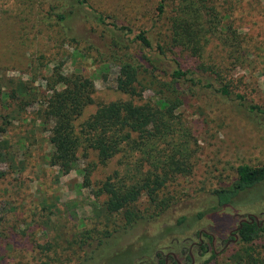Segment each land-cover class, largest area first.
Masks as SVG:
<instances>
[{
	"label": "rangeland",
	"instance_id": "1",
	"mask_svg": "<svg viewBox=\"0 0 264 264\" xmlns=\"http://www.w3.org/2000/svg\"><path fill=\"white\" fill-rule=\"evenodd\" d=\"M50 1L0 0V264H58L44 258L46 252L42 247L55 245V240L60 239L55 251L47 254L52 258L67 255L62 238L72 229L81 230L82 223H87L88 228L96 225L97 229H104V219L101 218V224L97 212L101 207L99 202L107 198L105 195L97 198L95 191L114 171H122L119 158L101 165L96 152L83 149L78 151L77 168L67 175L48 164V136L36 111L43 96L49 93L47 78L52 68H61L65 75H79L94 83L93 102L74 122L76 128L95 113L99 104L117 100H129L135 105L157 102L151 90L140 97L117 91L118 68L102 66L82 44L78 47L65 44L54 18L45 12ZM87 2L96 12L110 17L108 21L135 33L144 31L154 48L162 47L165 54L160 57L157 74H169L174 61L182 67L200 66L201 59L172 44L170 0L165 1L162 15L157 11L161 0ZM222 2L224 7H234L230 20L244 38V62L222 63L218 65L220 70L213 69L217 71L214 74L235 93L243 94L248 103L264 108V0ZM227 23L224 21L222 25L226 27ZM94 26L101 34L103 29ZM207 49L218 53L214 44L209 43ZM133 51L141 57L154 53L139 47ZM23 86L28 87L26 93ZM180 86L183 103L176 113L181 115V122L196 142L189 160L190 173L175 177L159 193L160 198L171 201L169 211L162 217L167 226L139 224L113 251L130 249L133 244L140 248L142 237L157 238L163 228L174 226L163 239L156 241L162 256L169 255L166 264H175L171 253L177 255L181 264H234L236 255L247 249H255L264 259V236L249 244L238 240L224 246L229 231L247 213L254 212L259 219L264 218V182L239 193L235 203L227 207H218L213 193L231 185L238 166L264 165V117L245 112L237 101L225 99L210 89ZM86 177L91 186H85ZM147 208V197L142 196L138 209L144 214ZM200 213L202 216L198 217ZM182 218H185L183 224L177 226ZM6 228L16 233L12 240L9 231H3ZM201 230L216 237L215 248L212 249L208 238L203 250L192 248L190 262L183 250L189 253L190 245L198 242L196 232ZM75 262L73 259L65 264ZM126 263V258L121 257L106 264Z\"/></svg>",
	"mask_w": 264,
	"mask_h": 264
},
{
	"label": "trees",
	"instance_id": "2",
	"mask_svg": "<svg viewBox=\"0 0 264 264\" xmlns=\"http://www.w3.org/2000/svg\"><path fill=\"white\" fill-rule=\"evenodd\" d=\"M165 1L161 0L157 6L161 15L165 12ZM170 3L172 44L197 56L201 64L190 68L174 61V69L169 74H157L155 71L160 57H164L165 53L160 45L153 47L144 31L135 33L126 26L108 21L110 17L93 10L87 0L48 2L45 12L54 18L65 44L76 47L82 44L84 50L94 53L102 66L119 69L117 91L130 97H140L151 90L157 96L155 104L135 105L129 100L99 104L95 113L76 128L74 122L93 102L94 83L79 75H65L61 68H52L47 78L49 93L43 96L42 105L36 111L48 136V164L57 167L62 175H67L77 168L78 151L83 149L85 152H96L101 165L119 158L118 166L122 171H114L95 191L97 198L103 195L107 198L99 202L101 207L97 212L101 224V218L104 219V229L99 230L96 225L88 228L87 223L81 224V230L75 227V231L72 229L68 236L62 238L66 245L63 250L69 252L67 255L52 258L47 254L55 251L60 239L55 240V245L42 247L46 252L44 258L49 262L65 264L75 259V264H106L123 257L126 264L165 263L156 241L163 239L174 226L163 228L157 238L142 237L140 248L139 245L135 248L133 244L134 247L116 253L113 249L120 241L126 240L127 234L139 224L167 226L162 217L169 211L171 201L160 198L159 193L175 177L190 173L189 160L196 142L181 122V115L176 113L183 103L180 85L193 90L210 89L225 99L237 101L245 112L264 117L263 107L248 103L243 94L235 93L228 84L220 81L219 75L214 74L217 71L213 69L220 70L218 65L222 63L244 62V38L230 20L234 7H224L222 0H170ZM224 21H228L226 27L222 25ZM94 25L103 29L101 34L97 33ZM209 43L214 44L217 55L207 49ZM136 47L154 53L141 57L133 51ZM27 88L23 86L24 93ZM1 92L0 89V95ZM2 131L5 132V129ZM84 179L85 186H91L90 180L87 177ZM262 182L264 165L238 166L231 185L213 192L217 206L233 205L239 193ZM142 196L147 197L148 204L144 214L138 209ZM184 220L180 219L177 226ZM3 231H9V240L16 236L8 228ZM198 233L195 236L198 237ZM261 236H264V228L260 230L256 224H244L239 231V240L244 244L252 243ZM183 252L191 262L189 253L186 254L185 249ZM235 259L237 263L234 264H264L261 253L255 249L243 250Z\"/></svg>",
	"mask_w": 264,
	"mask_h": 264
},
{
	"label": "flooded vegetation",
	"instance_id": "3",
	"mask_svg": "<svg viewBox=\"0 0 264 264\" xmlns=\"http://www.w3.org/2000/svg\"><path fill=\"white\" fill-rule=\"evenodd\" d=\"M264 214V213H263ZM244 224H256L257 227L262 230L264 228V218L259 219L256 213L254 212H249L245 215L243 219H240L236 225V227L232 230L229 231L227 240L225 242V247H227L229 244L236 242L234 240L235 236H237V241L239 240V231L242 228ZM208 238L211 240V246L212 249L215 248V242H216V237L214 235L209 234L205 230H201L198 233V242L197 243H192L189 247V256L191 260L193 261V257L191 255V250L194 247H197L199 250H201L202 247H205V243L207 242ZM208 250V248H206ZM170 256L173 258V260L176 262V264H181V262L178 260L177 255L175 253H171ZM168 257L169 255H165V263L168 262Z\"/></svg>",
	"mask_w": 264,
	"mask_h": 264
},
{
	"label": "water",
	"instance_id": "4",
	"mask_svg": "<svg viewBox=\"0 0 264 264\" xmlns=\"http://www.w3.org/2000/svg\"><path fill=\"white\" fill-rule=\"evenodd\" d=\"M234 240L237 241V236H235Z\"/></svg>",
	"mask_w": 264,
	"mask_h": 264
}]
</instances>
